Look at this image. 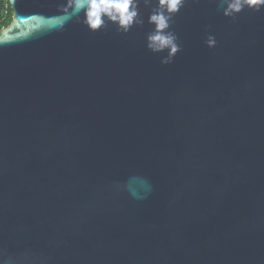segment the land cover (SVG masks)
<instances>
[{
	"label": "water",
	"instance_id": "obj_1",
	"mask_svg": "<svg viewBox=\"0 0 264 264\" xmlns=\"http://www.w3.org/2000/svg\"><path fill=\"white\" fill-rule=\"evenodd\" d=\"M8 2L0 264H264V9L188 0L162 65L142 0L126 34Z\"/></svg>",
	"mask_w": 264,
	"mask_h": 264
},
{
	"label": "clouds",
	"instance_id": "obj_2",
	"mask_svg": "<svg viewBox=\"0 0 264 264\" xmlns=\"http://www.w3.org/2000/svg\"><path fill=\"white\" fill-rule=\"evenodd\" d=\"M151 9L148 23L153 27L146 34V48L154 54H162L160 63L171 64L181 51L177 35L171 30V22L188 0H142ZM223 16L233 18L245 8L259 12L264 9V0H215ZM140 0H75L78 14L83 13V24L96 32L107 21L116 24L118 31L128 33L134 23L143 24L138 19ZM204 43L208 48L216 47L214 35L208 34Z\"/></svg>",
	"mask_w": 264,
	"mask_h": 264
},
{
	"label": "trees",
	"instance_id": "obj_3",
	"mask_svg": "<svg viewBox=\"0 0 264 264\" xmlns=\"http://www.w3.org/2000/svg\"><path fill=\"white\" fill-rule=\"evenodd\" d=\"M12 14L8 0H0V29L11 22Z\"/></svg>",
	"mask_w": 264,
	"mask_h": 264
}]
</instances>
